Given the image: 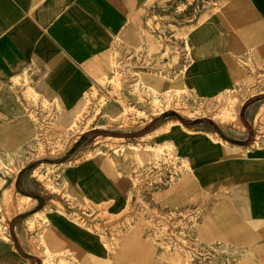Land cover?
Masks as SVG:
<instances>
[{"label": "crops", "instance_id": "1", "mask_svg": "<svg viewBox=\"0 0 264 264\" xmlns=\"http://www.w3.org/2000/svg\"><path fill=\"white\" fill-rule=\"evenodd\" d=\"M161 14L162 0H0V146L17 149L35 141L36 124L19 118L26 108L19 100L21 84L54 99L66 120L82 107L95 80L111 73L115 49L126 55L125 48L145 47L147 19ZM189 38L194 93L212 99L235 92L239 102L231 116H184L167 108L113 137L145 138L139 142L161 159L169 156L162 148H169L189 180L180 196L169 190L166 172L160 181L136 183L133 170L121 174V163L108 157L66 162L88 134L99 137L107 128L98 119L76 135L57 164L90 207L108 203L110 217L101 232L47 213L50 243L64 244L75 264H264V0H224ZM238 61L261 64L248 86L236 83L242 77ZM106 116L115 113L107 108ZM41 164L27 162L12 179L13 192L31 205L10 220L6 264L33 262L35 254L18 241L13 223L47 207L32 177ZM144 168L140 176L149 178Z\"/></svg>", "mask_w": 264, "mask_h": 264}, {"label": "rangeland", "instance_id": "2", "mask_svg": "<svg viewBox=\"0 0 264 264\" xmlns=\"http://www.w3.org/2000/svg\"><path fill=\"white\" fill-rule=\"evenodd\" d=\"M223 3L224 0H162V14L147 19L144 31L146 46L125 48L126 55L115 49L111 73L95 80L83 97L82 107L70 113L66 120L61 118L63 114L54 99H45L35 94L26 83L21 84L23 88H19V100L24 101L26 108L19 118L25 117L36 124L35 141L17 149L5 147L4 144L0 146V264H6L5 261L11 258L8 244L12 242L10 220L18 211L15 207L18 204L31 205L30 200L20 199L11 188L17 170L27 162L44 163L39 165L32 177L36 183L34 189L43 194L48 208L43 215L27 214L25 219L13 223L17 227L18 241L35 254L31 256L32 264H75L76 261L72 251L64 244L57 248V245L50 243L48 212L84 230L105 231V222L110 217L108 203L100 204L97 210L90 207L91 200L83 190L71 185L73 181L69 182L68 174L63 171L64 166L57 164L76 135L97 125L98 119H102V125L107 129L101 128L96 133L99 137L88 134L81 149L74 156H67L66 162L73 164L76 161L77 164L79 160L94 155L108 157L121 163V174L123 171L129 176L133 170L136 183L160 181L166 172L169 175L166 178L171 183L169 190L177 192L179 196L185 193L182 190L189 181L185 167L168 153L169 148H162V152L166 151L169 156L161 159L159 153L153 154L154 149L148 145L143 147L139 142L145 138L123 141L113 137L123 136L126 134L123 130L137 128L167 108H175L184 116L232 115L241 98L235 92L202 99L192 90L197 79L191 77L196 63L191 53L190 32ZM244 63L246 65L237 62L242 77L236 83L248 86L252 74L261 64L258 61L254 64L250 61ZM107 108L115 116H106ZM157 150L161 151L160 148ZM145 162L150 166L147 164L144 168ZM143 168L152 174L149 178H145L144 173L140 176ZM152 170H156V174ZM167 193L171 194L169 191ZM139 195L137 191L134 198L137 199ZM178 225H182L179 220ZM197 227L196 224L194 228ZM183 233L179 228L178 234ZM194 243L200 246L197 238ZM18 259L20 264L21 259Z\"/></svg>", "mask_w": 264, "mask_h": 264}, {"label": "bare ground", "instance_id": "3", "mask_svg": "<svg viewBox=\"0 0 264 264\" xmlns=\"http://www.w3.org/2000/svg\"><path fill=\"white\" fill-rule=\"evenodd\" d=\"M155 81V80H154ZM157 81V80H156ZM149 82V81H148ZM157 86V85H156ZM156 86H154V87H156ZM163 130H165V129H163ZM168 133V132H167ZM158 136V135H157ZM21 198H23V200L24 199H26V200H29V198H27V197H25V196H21L20 197V199ZM25 201V200H24ZM23 201H21L20 203H22ZM27 206L26 205H23V204H18L17 205V207H15V208H17L18 210H23V209H25ZM14 209V208H13ZM47 210H48V208L46 207V208H44V209H42V210H40V211H37L36 213H34L33 215H35V216H38V215H43V214H45L46 212H47ZM47 251L48 252H50V250H49V248L47 247ZM44 264V263H43ZM45 264H47V262H45Z\"/></svg>", "mask_w": 264, "mask_h": 264}]
</instances>
